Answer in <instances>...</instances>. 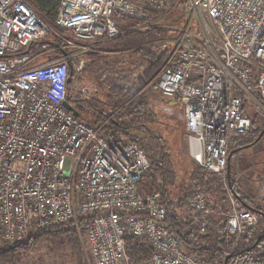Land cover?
<instances>
[{
    "label": "built area",
    "instance_id": "2783aa9c",
    "mask_svg": "<svg viewBox=\"0 0 264 264\" xmlns=\"http://www.w3.org/2000/svg\"><path fill=\"white\" fill-rule=\"evenodd\" d=\"M141 1L61 0L50 27L27 0H0V248L95 212L84 229L76 224L92 264H211L183 252L161 194L139 190L146 152L101 132L110 116L97 127L63 106L68 61L79 71L95 42L120 35L113 14H137ZM190 2L213 23L216 44L184 33L150 83L178 99L193 164L226 182L228 137L249 132L248 109L264 121V0ZM50 31L62 40L58 56L31 48ZM186 199L202 232L212 208L200 191ZM229 201L225 230L238 238L259 214L233 194Z\"/></svg>",
    "mask_w": 264,
    "mask_h": 264
},
{
    "label": "rangeland",
    "instance_id": "374dc122",
    "mask_svg": "<svg viewBox=\"0 0 264 264\" xmlns=\"http://www.w3.org/2000/svg\"><path fill=\"white\" fill-rule=\"evenodd\" d=\"M190 1L192 0H164V5L156 10L157 13L150 17V21L145 24L135 25L134 19L146 17L143 0V2L141 1L140 3L142 5L140 12L134 15L124 16L127 18L119 22V30H126L123 33L127 34L134 30L137 31V29L147 30L146 28L150 26L164 28L167 33L163 38L161 37L152 42L145 43L140 48H147L150 53L152 52L156 55L154 49L164 47L162 49H164L163 54L165 58L168 52L171 51L175 39L180 38L184 33L190 34L192 37L189 39H192L198 44L204 43L203 40L208 39H211L212 43L216 44L213 40L215 37V28L212 26L213 23L201 13H192L189 9L191 4ZM111 40L112 39L108 41L102 40L104 44H102V46L100 45L103 56H106V58L101 59L100 74L98 75L102 80L100 82L102 85L98 83L94 85L95 87H100L99 89L102 88L100 90L101 93H91L87 96L90 99L96 98L97 102H100L97 108L104 109L108 115H110V118H114L117 123L120 121L122 127L118 130L113 128L108 131L101 128V132L110 137L116 135L117 139H120L122 142H128L127 140L130 138L135 139L134 141H139L145 146V154L148 156L155 157L160 150L159 146L162 145L170 157L171 165L177 177L176 188L173 189V193L175 194L174 205L177 206L179 199H186L185 196H190L194 191H200L203 193L206 200L209 201L208 203L212 208V215L221 217L225 221L227 214L231 211L229 195L232 194V192L226 181L227 176H229L230 165H227L224 174L226 175V182L223 181V177L215 175L221 181L224 192L221 193L215 191V189H209L206 185H194L195 182L192 181L190 177L191 172L194 168L199 167L193 164L194 162H192L186 152L187 141L184 128L182 127L184 125L183 111L178 104L170 105V103L162 100V95H160L158 91H155L150 84L153 78L144 84L131 98L133 99L136 97V105L138 103L140 112L137 108H134L135 106H128L127 108L128 100L118 106H114L113 103L105 106L108 103L107 99L109 93H107V90H109L108 86L111 80H119L121 85L128 89L133 86L137 78L146 69L144 60L139 55L134 54L135 50H132L131 54L130 51L126 54H117L120 51H118V49L114 50ZM206 47L209 51L212 50L209 45H206ZM87 56L88 54L82 56V66L84 70H87V67L91 69L90 64H88L90 60ZM44 61L46 60L42 62ZM76 77L77 74L75 73L72 81L73 85L76 83ZM246 112L253 116V119H257L258 122L255 123L256 125L254 128L264 125V121L260 120L250 109ZM97 113H99L97 110L88 107L82 112V116L90 123L99 126V124L94 122ZM249 150L255 157L253 160H251L249 156L246 157L244 155L243 157L239 155H234L232 158L230 157L233 169L236 165L235 163L238 161L239 173L235 177V181L240 184L243 191L234 180L232 181L235 183L237 191L244 196L245 199L249 202L251 201L256 208L264 210V187L260 184L257 189V183L251 182L248 177L249 174H252L254 178L260 175L262 181H264V136L255 148L252 147ZM258 160H260V162H258ZM204 176L205 180L209 179L208 173L204 172ZM255 181L259 180L256 179ZM253 189L255 190L253 194L255 197H251L249 194L246 195L247 192L251 193ZM184 202H186V204L179 207L177 211L182 219V225L183 222L185 223L187 220L192 221V225H196V223H194L196 214L188 205L187 199ZM74 232L71 231L64 234L62 237L39 242L14 264H92L83 247V243H81L82 241L80 240L79 233L77 230Z\"/></svg>",
    "mask_w": 264,
    "mask_h": 264
},
{
    "label": "trees",
    "instance_id": "16d2710c",
    "mask_svg": "<svg viewBox=\"0 0 264 264\" xmlns=\"http://www.w3.org/2000/svg\"><path fill=\"white\" fill-rule=\"evenodd\" d=\"M27 1L36 11V13L40 15L50 27H55V21L61 0ZM163 2L164 0H144V13L146 14V17L142 19H134L133 21L135 25L145 24L150 21V17L157 13L156 10L164 5ZM113 18L119 27V22L123 21L124 18L126 19L127 17L120 16L115 13L113 14ZM146 29L147 30L137 29V31L134 30L127 34H124L123 32L126 30H123L120 31L121 35L119 37L111 40L114 50L118 49V51L125 52V54L129 51L131 54V51L135 50L134 54L139 55L144 60L146 69L137 78L133 86L128 89L123 87L119 80H111L108 86L109 90L107 92L109 93L107 99L108 103L105 106L109 105L110 103H113L114 106H118L119 104L125 103L128 100L127 108L128 106H135L134 108H137V110L140 112L138 103L136 105V97L133 99L131 98L144 84L152 79L165 59L164 54L157 56L152 52L150 53L147 48L145 49L140 47L145 43H149L150 41L152 42L153 40H157L161 37L163 38V36H165L167 33L164 28L155 26H150ZM61 45L62 40L59 34L55 31H50L46 37L34 42L31 45V48L35 51L50 50V55L58 56L63 53ZM45 58V56L41 57L40 61L46 60ZM75 73L77 74L78 71L74 70V74ZM71 86L74 85H68L67 99L72 102L74 107L79 111L80 118L84 119L82 112L88 107L95 109L99 113L95 115L94 122L100 126L105 121L106 117H109L110 115H108L104 109L97 108V105L100 104V102H97L96 98H89L86 104L82 103L81 100H77L76 98H78L79 95L76 94V90H72ZM158 93L160 94L159 91ZM162 98L164 97L162 96ZM171 100L178 102L176 97L172 98ZM245 114L249 115L251 118V129L247 134L242 136L233 133L230 135V137H228L229 152H231L232 149L238 148L239 146L253 145L256 142L260 132L264 129V125L262 127L254 128L256 125L255 123L258 122L257 119H253V116H251L248 112H245ZM87 122L91 125H94L89 121ZM121 127L122 125L120 121L117 123L114 118H110L109 122L103 126V129L108 131L109 129L115 128L118 130ZM113 138L121 143L136 142L146 152L144 148L145 146H143L139 141H134L135 139L130 138L127 140L128 142H122L120 139H117L116 135H113ZM159 147L160 150L157 152L158 154L155 157L147 155L150 165L147 171L144 173L141 181L138 183V187L143 193L149 194L159 192L161 194L167 209L166 223L170 226L174 235L177 236V240L179 241V245L183 252L188 255H195L197 258L207 261L211 264H264V216L260 214L258 224L245 228L243 234L238 236V238L235 237V234L225 230L224 224L226 220L224 221L223 218L214 216L212 214L208 217L207 225L202 232L198 226L192 225V221L187 220V222H183L182 225V219L180 215H178L179 213H177V211L179 207L186 204V202H184L186 199H179L177 206L174 205L175 194L173 193V189L176 188L177 177L173 170V166L171 165L168 153L164 150L162 145ZM204 172L205 171H203L201 168H194L192 170L190 177L191 180L195 182L194 185H206L209 189L212 188L217 192H224L219 178L214 174H211L209 175V179L205 180ZM226 181L230 191L237 198V200L243 203L244 208L253 210V205L237 191L236 185L232 181V178L227 176ZM185 198L187 197L185 196ZM255 210L264 212V210L260 208H256ZM94 215L95 212H90L83 215L80 214L77 216L76 221L70 219V221L43 228L39 231L29 234L21 242L1 247L0 264H14L25 253L34 248V245L38 244L39 242L52 238H59L68 232L76 231V224L80 228L84 229L88 224L91 223ZM137 250L138 248H135L132 252L137 255L139 260H143L147 257L146 254H138L139 252ZM223 253L225 254L221 256Z\"/></svg>",
    "mask_w": 264,
    "mask_h": 264
},
{
    "label": "crops",
    "instance_id": "0c3cea01",
    "mask_svg": "<svg viewBox=\"0 0 264 264\" xmlns=\"http://www.w3.org/2000/svg\"><path fill=\"white\" fill-rule=\"evenodd\" d=\"M104 41H102V40H98L97 42H96V44L94 45V49L90 52V54H88V59L90 60L89 61V63L88 64H90V67H91V69H90V72H89V70L87 69V73H91V77L94 79V81H95V83H98V84H100V85H102L100 82L102 81L99 77H98V75L100 74L99 72V70H100V66H101V59H103V58H105L106 56H103V54H102V49L100 48V45L102 46V44H104L103 43ZM104 53V52H103ZM117 54H125V52H119V53H117ZM88 61V60H87ZM85 74V73H84ZM83 74L82 73H77V77H76V83L74 84V86H71L72 87V90H76V84L78 83V81H79V79L81 78V76H82ZM88 76V75H87ZM99 86V85H98ZM100 87H97V93H95V94H100L101 92H100V90L102 89H99ZM108 91V90H107ZM182 110V109H181ZM106 119H108V118H106ZM263 136H264V133H263V135L261 136V138L259 139V140H256V142L253 144V145H251V146H239L238 148H236V151L231 155V158H232V156H234V155H236V156H241V157H243V155L244 156H246V157H248L249 156V158H251V160H253L255 157H254V155H253V153H250V150L249 149H251L252 147L253 148H255L257 145H258V143L261 141V139L263 138ZM231 158H229V160H228V164L227 165H230V168H229V176L232 178V180H236V176H237V174L239 173V164H238V161L235 163L236 165H235V167H234V169L232 168V164H231ZM237 159V158H236ZM258 162H260V160H258ZM230 171H231V173H230ZM248 177H249V179H250V181L251 182H253V183H257V185H256V188L258 189V187H259V185L261 184V186H263L264 187V181H262V177L259 175L258 177H256V178H254L253 176H252V174H249L248 175ZM259 180V181H255V180ZM261 180V181H260ZM236 182V184H238V182L237 181H235ZM238 187L241 189V187H240V184H238ZM243 189V188H242ZM241 189V190H242ZM243 191V190H242ZM245 192H247V191H245ZM255 193V190L253 189V191L251 192V193H249V192H247V194L246 195H248L249 194V196H251V197H255V195H253ZM209 202V201H208ZM250 203H251V201H250ZM252 204V203H251ZM253 205V204H252ZM252 208H254V209H256V207L253 205V207Z\"/></svg>",
    "mask_w": 264,
    "mask_h": 264
},
{
    "label": "flooded vegetation",
    "instance_id": "af4514ba",
    "mask_svg": "<svg viewBox=\"0 0 264 264\" xmlns=\"http://www.w3.org/2000/svg\"><path fill=\"white\" fill-rule=\"evenodd\" d=\"M79 73H82L84 75L81 76V78L79 79L78 83L76 84V94L79 95L78 98H76L77 100H81L82 103H87L88 101V96L91 93L95 94L97 93V87H95V81L94 79L91 77V73H87V70L83 69V66L81 68H79ZM87 69L90 72L89 67H87ZM88 75V76H87ZM72 82V81H71ZM73 84V82L71 83ZM70 84V85H71Z\"/></svg>",
    "mask_w": 264,
    "mask_h": 264
},
{
    "label": "water",
    "instance_id": "95a60500",
    "mask_svg": "<svg viewBox=\"0 0 264 264\" xmlns=\"http://www.w3.org/2000/svg\"><path fill=\"white\" fill-rule=\"evenodd\" d=\"M68 66H69V75H68V77H67V81H66V82H67V84L69 85V84H71V81L73 80L74 66H73V64H72L71 61H68ZM162 100H164V101L170 103V105L179 104V103H177L176 101H171V100L166 99V98H163ZM63 106H64L67 110L71 111V112L73 113V115H75V116H77V117L80 116L79 111L74 107L73 103H71L69 100H65V101L63 102ZM179 106L181 107L180 104H179ZM263 133H264V129L260 132V134H259V136L257 137L256 140H259V139L261 138V136L263 135ZM246 146H248V145H246ZM246 146H245V147H246ZM235 151H236V149H232V151L229 153L228 159L230 158V156H231ZM253 210L256 211V212H258V214L264 216V212H262V211H258V210H255L254 208H253ZM225 261H226V258H225Z\"/></svg>",
    "mask_w": 264,
    "mask_h": 264
},
{
    "label": "bare ground",
    "instance_id": "6f19581e",
    "mask_svg": "<svg viewBox=\"0 0 264 264\" xmlns=\"http://www.w3.org/2000/svg\"><path fill=\"white\" fill-rule=\"evenodd\" d=\"M64 52H65V50H64ZM75 70V69H74ZM76 71V70H75ZM151 84V83H150ZM68 100V99H67ZM169 100H171V99H169ZM171 101H175V100H171ZM177 102V101H176ZM72 103V102H71ZM177 103H179V102H177ZM180 104V103H179ZM178 104V105H179ZM181 109H182V107H181ZM183 111V110H182ZM249 146V145H248ZM187 152V151H186ZM188 153V152H187ZM189 156V155H188ZM229 156V155H228ZM190 157V156H189ZM231 157V156H230ZM192 160V159H191ZM229 160V159H228ZM193 162V161H192Z\"/></svg>",
    "mask_w": 264,
    "mask_h": 264
}]
</instances>
